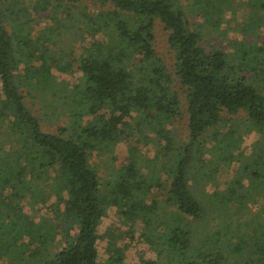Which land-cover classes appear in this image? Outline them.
<instances>
[{
  "label": "trees",
  "instance_id": "obj_1",
  "mask_svg": "<svg viewBox=\"0 0 264 264\" xmlns=\"http://www.w3.org/2000/svg\"><path fill=\"white\" fill-rule=\"evenodd\" d=\"M97 1L104 8L92 12L83 0H0V118L9 121V146L0 145V175L6 178L9 173L2 182L13 190L9 194V264H102L98 227L109 208H115L121 218L134 214L144 223L141 242L156 257H143L134 264H220L221 252L205 254L194 243L191 221L204 210L189 185V171L208 131L213 130L219 142L227 122L223 114L245 110L248 122L264 128V42L249 49L240 40L232 45V56L202 44L201 32L188 17L190 11H196L192 18L206 19L208 11H228L232 0ZM56 10L63 14L53 17L57 26L62 29L71 20L76 36L86 34L91 41L83 48L81 74L69 93L76 104L70 125L47 132L26 105V88L46 89L52 85V68L66 70L69 64L50 46L57 44L52 34L56 29L51 27L46 36L33 35L31 12L52 17ZM154 18L168 31V45L174 52L175 76L186 101L185 142L168 128L180 114V101L154 49ZM28 57L32 62L20 66ZM151 107L155 110L150 111ZM126 119L130 120L127 127ZM220 123L223 126L217 129ZM150 134L158 138L156 157L163 160L161 165L150 160L155 177L146 180L131 160L110 174L111 180L104 185L89 164L90 154H108L121 141L133 143L136 136L143 139ZM260 152L257 147L253 156ZM41 182L47 189L59 184L69 196L70 209L57 222L36 221L13 205L17 193L24 198L34 193L47 197ZM153 187L165 192L164 221L156 212L157 199H149ZM118 228L110 223L104 231L108 259L124 256L126 247L119 243L123 231ZM57 232L64 245L51 254L46 243ZM229 248L233 251V246ZM249 250L233 252V264H264V242Z\"/></svg>",
  "mask_w": 264,
  "mask_h": 264
},
{
  "label": "rangeland",
  "instance_id": "obj_2",
  "mask_svg": "<svg viewBox=\"0 0 264 264\" xmlns=\"http://www.w3.org/2000/svg\"><path fill=\"white\" fill-rule=\"evenodd\" d=\"M83 2L93 10L92 12L104 8L97 0H83ZM231 6L228 11H208L206 19L192 18L196 11H190L192 14H188L193 28L201 32L202 44L206 48L211 46L222 48L230 56L233 55L234 50L232 45L240 40L249 49H254L264 42V0H232ZM56 11L58 12H54L52 17H48L47 12L41 13L40 16L31 12V17L35 19L31 23L33 35L41 33L46 36L49 30L56 29L57 31H53L52 34L54 39L58 40L57 44L50 43V46L61 55L60 60L65 58V64H69L66 70L52 68L50 73L52 85L46 89H36L34 86L26 88L29 90V95L25 96L26 105L39 118L43 130L47 132H56L59 126L70 125V114L76 108V104L69 93L81 74L79 65L84 54L83 48L91 41L86 34L76 36V29L69 18L70 21H65L62 29L57 26L53 17L62 18L63 14L59 13V10ZM152 33L156 54L170 73L173 89L177 92L180 101L177 106L180 114L168 128L177 140L185 142L187 135L185 96L175 76L174 52L168 45V31L158 18L153 20ZM249 58L253 63V56ZM31 62V57H28L20 66ZM149 110L153 111L155 108L151 107ZM245 114V110L232 115L223 114L227 119L225 127L221 129L223 124L220 123L216 128L221 131L228 130L229 133L222 131L219 142H216L213 130L208 131L189 171V185L204 210L201 217L191 221L194 243L202 246L205 254L221 252L223 260L220 264H233L235 260L233 252L236 254L250 252L249 249L255 243L264 242L262 235L264 233V128L248 122ZM129 122L130 120L126 119L124 126L127 127ZM0 123L3 124L0 125V145L7 148L9 121L0 118ZM131 142L133 143L121 141L108 154H100L96 151L90 154L89 164L97 170L103 184L111 180L110 174L131 160L136 161V171L143 172L146 180L155 177V170L150 160L152 159L156 165L163 163L161 156L158 159L156 157L158 153L156 149L159 146L156 135L143 139L136 136ZM257 147L261 149L260 156H253L257 152ZM159 160L161 162H158ZM7 175L6 178L9 179V173ZM164 177L169 179L167 175ZM6 178L0 175V264H9V194L13 190H11L12 185L2 182ZM41 186L47 191V197L44 193H34L30 198H24L17 193L18 195L13 196V205L20 206L36 221L49 219L57 222L70 209L69 196L66 190H60L59 184L52 185V189L45 188L47 185L43 182ZM164 194V191L153 187V193L149 195V199L152 197L157 199L156 212L161 221L165 219ZM110 223L123 231L119 243L126 247L124 256H114V261L108 259V253L103 247L104 231L106 227H110ZM143 225V221L134 214L121 218L115 208H109L98 227L99 263L118 264L117 259L121 258L126 264H134L143 257L155 258V251L141 242L140 233L144 229ZM74 228L76 229L73 234L77 233V227ZM46 244L49 253L53 254L64 245V239L61 233L57 232L55 239ZM229 246H233V251Z\"/></svg>",
  "mask_w": 264,
  "mask_h": 264
}]
</instances>
